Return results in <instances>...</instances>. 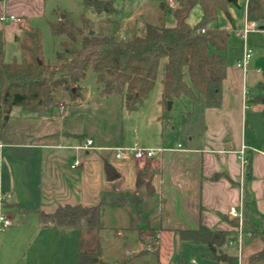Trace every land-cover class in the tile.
<instances>
[{"label": "crops", "instance_id": "0c3cea01", "mask_svg": "<svg viewBox=\"0 0 264 264\" xmlns=\"http://www.w3.org/2000/svg\"><path fill=\"white\" fill-rule=\"evenodd\" d=\"M157 3L152 6V11L155 10ZM230 5H239L238 0L236 3L232 0L229 7ZM4 15L19 16L22 21L2 20L1 17ZM46 15V0H0V32L5 40V56L8 46L18 44L15 38L21 34L23 28L36 26L33 21ZM229 21L234 23L233 16ZM262 26L261 29H264V24ZM248 97L249 95L244 94L246 103H249ZM161 99L162 92L158 104L160 108L157 114L158 122H162ZM201 103L203 102L197 104ZM258 106L263 108L260 103ZM58 108L53 115H38L26 111L21 106H14L8 122L4 127L0 126L2 143L0 145V213L14 221L12 226L3 231L4 233H0V264H57V232L75 227L57 229L44 225L40 221L39 213H51L58 205L64 203L82 204L63 198L57 199V149L70 148L78 152L85 149L78 146L87 139L93 140V150H111L115 147L114 144L109 143V137L103 141L93 129L90 130L91 125H87L81 119L82 111L78 107L69 109L66 104L62 112L58 111ZM57 120H60L59 123ZM254 142L253 138L247 139L242 136L237 148L208 146L204 149L184 147L179 142L182 150H166L153 157L141 159L126 158L134 159L135 165L132 168L131 165L123 163L116 167L120 175L117 179L125 175L126 171L133 172L136 179L134 195L141 200V207L143 199L147 197L156 201L157 210L148 215L142 212V216L138 213V220L134 226L138 230V246L135 250L126 253L118 262L140 252L144 240L139 227L146 222L145 226L155 238L154 245L158 248L160 264H181L182 261L185 264H226L225 260L228 256L236 257L234 264H249L250 256L264 247V233L252 239L245 238L243 250L239 254L236 246L228 244L229 239L235 236L239 225L236 222L237 218L229 214V208L244 199V228H246L247 211L252 221L264 219V143L258 145ZM179 143L167 148H174ZM243 143L250 146L247 150L248 162L244 173L238 153ZM91 150V148L86 149V152L90 153ZM75 159H79L77 155L74 156L70 166ZM82 163L80 160L77 167ZM217 174L218 177H215ZM138 179L140 184H137ZM141 188L146 193L145 198L139 196L138 190ZM116 192L127 198L134 196L126 195L120 189ZM245 193L248 196L247 206ZM44 199L47 202H44ZM129 203L132 202L113 206L123 210ZM202 224L229 233V239L224 244L225 248H222V259L214 258L207 244L180 239L179 229L195 228ZM103 228L102 225L100 229ZM119 232H124L120 226ZM99 247L90 251H98ZM191 249H198L202 253L201 256L189 257ZM79 251L76 252V257ZM101 257L105 260L102 251ZM146 257V255L137 257L135 262L137 264L150 262L151 260L144 261ZM170 257L174 258L173 262L168 260Z\"/></svg>", "mask_w": 264, "mask_h": 264}, {"label": "trees", "instance_id": "16d2710c", "mask_svg": "<svg viewBox=\"0 0 264 264\" xmlns=\"http://www.w3.org/2000/svg\"><path fill=\"white\" fill-rule=\"evenodd\" d=\"M230 2L178 0V6L171 8L163 0L152 11L156 20L136 17L134 29L124 36L120 31V21L111 17L117 11L113 0H84L80 21L67 13L56 21H49L52 33L64 37L56 51L55 63L47 62L44 57L40 27L22 29L15 38L21 58L10 62L5 60V40L0 32V126L4 127L8 122L14 106H21L38 115H53L59 107L62 91L68 92L72 100L78 99L83 95L82 82L89 69L96 72L101 96H120L127 110H137L154 88L163 60L160 118L165 126L170 122L169 100L188 98L194 104L203 102L208 108L221 107L223 83L228 71L230 32L221 27L209 28V24L218 20L220 11L232 20L228 10ZM197 4L202 6V18L191 25L188 17ZM89 10H94L99 18L93 19L88 14ZM167 10L175 16L173 26L165 23ZM246 11L249 20H256L261 26L264 24V0H248ZM260 89L264 91V82ZM247 101L262 104L264 111V94L258 95L257 99L248 97ZM137 184H140V179ZM128 201L135 204L142 216L141 200L136 195L127 198L118 194L103 196L95 205L60 204L51 213L40 212L39 218L42 224L57 229H100L105 206H122ZM245 229L247 232L252 229L253 232V236H247L246 240L261 235L256 231L248 211ZM178 232L181 240L207 244L212 256L222 259V248L229 239L227 231L202 224L179 229ZM152 247V250L140 251L117 264H137L135 259L143 255L151 261L155 258V263L160 264L158 248L156 245ZM77 257L78 264H111L102 259L100 250H80ZM235 259L228 256L225 263L234 264ZM181 264L185 263L182 261ZM249 264H264V247L250 256Z\"/></svg>", "mask_w": 264, "mask_h": 264}, {"label": "rangeland", "instance_id": "374dc122", "mask_svg": "<svg viewBox=\"0 0 264 264\" xmlns=\"http://www.w3.org/2000/svg\"><path fill=\"white\" fill-rule=\"evenodd\" d=\"M160 0H113L117 11L111 15L120 21L122 35H127L135 27L136 17L156 20L152 16L153 5ZM47 15L33 22L42 30L44 57L47 62L57 61L56 51L60 47L63 36L54 35L49 21H56L64 13H67L77 22L84 9V0H46ZM239 5H230L229 11L234 18L230 23L223 11L219 12L218 20L209 24V28H226L230 32L227 47V76L223 83V101L219 109H209L204 103H193L188 98L175 101L170 107L169 120L165 126L158 122L157 114L159 100L162 92V64L154 88L151 90L145 103L137 110L129 111L125 108L122 98L117 95L109 97L101 96L98 91L96 72L89 69L86 78L82 82L83 95L72 100L69 93H60V104L69 109L78 107L82 111V120L91 125L90 130L103 141L110 138L109 143L123 146H134L136 143L142 147L165 148L181 143L184 147L210 148H237L244 136L253 138L254 144L264 143V112L258 103H246L244 89L247 95L257 99L264 94L260 85L264 82V29L250 32L245 39L237 34L242 30L246 21L247 0H238ZM140 12H142L140 14ZM88 14L95 20L99 18L94 10ZM202 18V6L195 5L188 21L191 25L200 22ZM165 23L173 26L176 23L175 16L167 10ZM252 48L253 54L249 61L246 77L237 66L238 58L243 56L245 47ZM15 56L20 59L18 44L8 46L5 60L10 62ZM59 104L58 111L62 112ZM162 111V110H161ZM60 120H57L59 123ZM90 153L86 149L76 152L74 149H57V199L63 198L70 202H81L85 205H95L106 195L118 194L117 189L126 195H134L136 190L135 174L126 171L120 179L107 180L106 164L114 168L120 164L135 165L134 159H120L116 157L115 150L97 149ZM82 160L77 168H71L70 164L74 156ZM139 196H146L143 188L138 190ZM45 198V197H44ZM142 212L151 214L157 210V203L147 197L143 199ZM47 202V200H43ZM58 203V201H57ZM138 220V210L133 203H129L123 210L116 206H105L102 215L103 229H61L57 232V264H77L76 252L78 250L90 251L97 249L102 251V256L111 264H117L129 251L137 248L138 230L134 227ZM256 231L264 233V219H254ZM142 223L139 229L143 240L140 251L152 250L155 238L152 232ZM119 226L124 232H119ZM131 227V228H129ZM249 238L253 236L252 229ZM4 233V232H3ZM2 233V235H3ZM225 248V246L223 247ZM192 252V253H191ZM198 249H191L189 257L201 256ZM62 255V257H61ZM62 258V260L60 259ZM188 258V257H187ZM149 257L144 258L146 264H155ZM170 262L174 258L170 257Z\"/></svg>", "mask_w": 264, "mask_h": 264}, {"label": "built area", "instance_id": "2783aa9c", "mask_svg": "<svg viewBox=\"0 0 264 264\" xmlns=\"http://www.w3.org/2000/svg\"><path fill=\"white\" fill-rule=\"evenodd\" d=\"M165 1L171 8H176L178 6V0H165ZM247 4H248V0H247ZM1 19L5 21L7 20H12V21L16 20L19 22L22 21L21 17L15 16V15H4L1 17ZM260 29H261V25L258 21L249 20L248 18H246L243 29L239 30L237 33L246 39L247 35L250 32L257 31ZM202 31H205V29H202ZM252 54H253L252 48L246 46L243 56L237 61V66L242 70L244 77H246L249 61L252 57ZM244 94H247V91L245 89H244ZM60 105H61V108L64 109L63 104H60ZM0 145H2L1 142H0ZM78 147L85 148V149L92 148L93 140L87 139L83 144L79 145ZM249 148H250L249 145L243 143L241 145V148L238 150L239 157L241 159L242 173H244L245 165L248 162L247 150ZM111 149L115 150L117 158L126 159L129 157H135L136 159H141L145 157H153L166 150H178V149L182 150L183 148L180 143L174 148H165V147L147 148V147H142L140 144L136 143L134 146L118 145V146L112 147ZM79 164H80V160L75 159L71 166L75 168ZM229 214L234 218L240 219L239 225L237 226V231H236L235 236L230 238L228 241V244L230 246L237 247L239 254H240L245 244V238L250 235V233L247 232L246 229L244 228V224H243L244 216H245L244 199H241V202L239 204L232 205L229 208ZM13 224H14V221L11 218L0 213V233L5 231L7 228L12 226Z\"/></svg>", "mask_w": 264, "mask_h": 264}, {"label": "water", "instance_id": "95a60500", "mask_svg": "<svg viewBox=\"0 0 264 264\" xmlns=\"http://www.w3.org/2000/svg\"><path fill=\"white\" fill-rule=\"evenodd\" d=\"M230 1H232V0H230ZM78 38H81V36L78 35ZM172 105H173V100H169L168 101V107L170 108ZM105 171H106V175H107V180H109V181H114L117 178H119V176H120L119 173L116 171V169L112 165L106 164ZM236 222L239 223L240 219L237 218Z\"/></svg>", "mask_w": 264, "mask_h": 264}]
</instances>
